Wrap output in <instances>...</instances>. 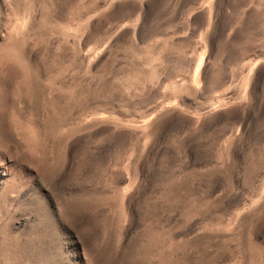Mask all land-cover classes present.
I'll list each match as a JSON object with an SVG mask.
<instances>
[{"label":"rangeland","instance_id":"rangeland-1","mask_svg":"<svg viewBox=\"0 0 264 264\" xmlns=\"http://www.w3.org/2000/svg\"><path fill=\"white\" fill-rule=\"evenodd\" d=\"M0 264H264V0H0Z\"/></svg>","mask_w":264,"mask_h":264}]
</instances>
